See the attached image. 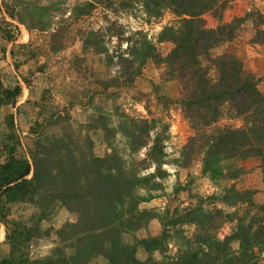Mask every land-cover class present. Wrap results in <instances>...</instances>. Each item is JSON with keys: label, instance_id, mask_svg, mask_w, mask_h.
I'll return each instance as SVG.
<instances>
[{"label": "rangeland", "instance_id": "374dc122", "mask_svg": "<svg viewBox=\"0 0 264 264\" xmlns=\"http://www.w3.org/2000/svg\"><path fill=\"white\" fill-rule=\"evenodd\" d=\"M88 2L93 4L91 10L78 14ZM258 13L264 14V0H229L221 21L231 22L239 17L241 23L236 36L212 48L210 56L231 52L260 79L264 72V45L251 41ZM202 17L208 27L219 23L210 11ZM178 20L169 7L160 8L158 15L151 14L144 0H0V80L6 86L19 83L22 87L14 106L0 108V162L5 158L2 143L6 114H13L14 131L20 141L18 152L27 158L37 138L30 127L42 130L45 126L43 135H60L64 131L61 125L48 123L57 115L68 116L70 129L92 140L94 155L102 157L116 152L125 170L148 176L150 183H159L155 189L149 185L135 188L137 195L144 197L138 199V209L152 211L155 217L134 235L138 238L158 235L166 222L170 231L166 248L152 252V256L167 264L173 263L187 246L186 240H192L195 228L190 222L171 224V219L199 205L204 208L215 205L224 212L241 213V206L232 204L230 194H226L233 183L238 189H255L253 200L263 207L264 213V179L262 183L253 181L245 172L236 179H213L203 172L202 154L184 162L183 146L193 131L178 103L179 84L168 79L164 63L148 58L131 84L122 83V71L131 64L134 68L139 64L138 54H133L132 49H139V42L146 40L165 56L173 44L159 41L160 33L166 26L176 27ZM3 34L12 35L11 42L3 39ZM121 55L129 62L120 63ZM216 73L210 67L209 76L215 78ZM113 78L120 83L103 88L102 81ZM258 88L264 93L263 81H258ZM131 118L147 120L149 145L156 139L162 145L159 162L147 158L146 147L131 151L130 138L125 134ZM103 123L112 132L104 129ZM242 124L226 111L218 122L231 127ZM157 167L164 171L163 175L150 176ZM224 194L227 200L222 202L220 196ZM49 205L42 208L33 202L9 203L7 222L0 223V258L9 249L7 231L20 222L29 230L25 250L31 264L46 257L74 264L69 258L74 254L77 238L71 224L78 222V216L60 201ZM234 224L235 220L223 224L217 233L219 239L231 233ZM230 247L236 252L238 242L232 241ZM255 252V264H264V250ZM147 255L137 251L141 259ZM87 264H106V260L96 256Z\"/></svg>", "mask_w": 264, "mask_h": 264}, {"label": "trees", "instance_id": "16d2710c", "mask_svg": "<svg viewBox=\"0 0 264 264\" xmlns=\"http://www.w3.org/2000/svg\"><path fill=\"white\" fill-rule=\"evenodd\" d=\"M228 1L144 0L151 14L158 15L160 8L169 7L179 17L176 27H164L159 36V41L168 40L173 46L161 56L154 45L142 40L139 42L141 51L137 47L132 49L133 54H138L139 64L135 68L131 64L122 71V83L131 84L146 59L166 65L168 79L179 84L178 103L193 131L183 146L184 162L202 154L203 172L213 179H236L244 173L238 162L250 156L264 158V93L258 88V81L264 82V72L258 79L231 52L210 56L212 48L236 36L242 20L235 17L231 22L221 21ZM92 6L88 2L78 14H87ZM208 11L219 20L215 27H208L202 17ZM257 18L251 41L264 45V14L258 13ZM2 38L11 42L12 35L3 34ZM119 62L129 60L121 55ZM210 67L217 72L215 78L209 76ZM118 83L115 78L102 81L103 88ZM21 92L19 83L6 86L0 80V108L14 106ZM225 111L243 124L239 127L218 125ZM129 122L125 134L130 138L131 151L146 147L147 158L159 162L162 145L157 139L149 145L147 120L131 118ZM48 124H60L64 131L47 136L43 135L45 126L42 130L31 126L30 132L37 138L27 158L18 152L20 141L14 131L13 114L5 116L6 133L2 143L5 158L0 162V223L7 222L9 203L33 202L47 208L50 203L60 201L78 216V222L71 224L77 238L74 254L69 258L74 264H87L96 256L103 257L106 264H167L152 256V252L166 248L170 237L166 222L162 223L158 235L140 238L134 235L146 221L155 217L152 211L138 209V199L144 197L137 195L135 188L149 185L155 189L159 183H150L148 176L125 170L116 152L102 157L94 155L92 140L75 134L70 129L68 116L57 115ZM102 125L112 132L106 124ZM37 126L41 127L38 123ZM234 162L236 166L232 168ZM163 173L157 167L156 173L150 176ZM255 192V189H238L234 183L227 189L231 203L240 205L241 213L224 212L215 205L208 208L199 205L171 219L174 225L190 222L195 226L192 240H186L187 246L171 264H255V250H264V213L263 207L253 200ZM226 194L220 196L222 202L227 200ZM233 220L231 233L219 239V229ZM29 235L25 225L15 223L6 233L9 249L0 258V264H31L25 250ZM232 241L238 242L236 252L230 247ZM138 250L147 253V257L139 258ZM65 261L46 257L33 262L71 264Z\"/></svg>", "mask_w": 264, "mask_h": 264}, {"label": "crops", "instance_id": "0c3cea01", "mask_svg": "<svg viewBox=\"0 0 264 264\" xmlns=\"http://www.w3.org/2000/svg\"><path fill=\"white\" fill-rule=\"evenodd\" d=\"M240 166L244 169L245 175L249 174L253 178V181L257 179L262 183V180L264 179V158L250 156L242 159L240 161Z\"/></svg>", "mask_w": 264, "mask_h": 264}]
</instances>
